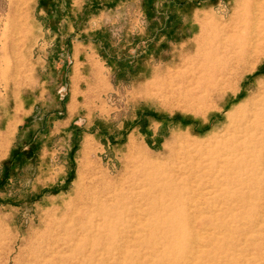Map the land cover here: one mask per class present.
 Listing matches in <instances>:
<instances>
[{"label": "rangeland", "instance_id": "1", "mask_svg": "<svg viewBox=\"0 0 264 264\" xmlns=\"http://www.w3.org/2000/svg\"><path fill=\"white\" fill-rule=\"evenodd\" d=\"M240 3L0 0V264H264V56L199 37Z\"/></svg>", "mask_w": 264, "mask_h": 264}, {"label": "bare ground", "instance_id": "2", "mask_svg": "<svg viewBox=\"0 0 264 264\" xmlns=\"http://www.w3.org/2000/svg\"><path fill=\"white\" fill-rule=\"evenodd\" d=\"M240 4L242 12L234 20L229 23H209L201 29L199 37L205 45L216 44L217 50L227 52L236 48L237 45H243L242 48H244L247 45L248 38H250L251 53H257L261 58V56H264V0H241ZM250 19L255 23L253 26L247 25V21ZM259 22H261L260 28L258 26ZM197 52L199 55L206 56L203 49L198 48ZM197 67L191 68L193 73L188 77L190 84H194L188 90L190 100L202 102L206 97H214L223 92V78H219L216 74H206L204 67L201 69ZM235 79L237 80V77ZM241 80L242 78L238 79L239 82ZM235 88L233 89L234 95L239 91L238 88ZM244 118L246 119L247 116H244Z\"/></svg>", "mask_w": 264, "mask_h": 264}]
</instances>
